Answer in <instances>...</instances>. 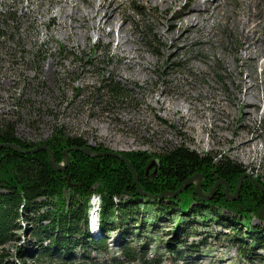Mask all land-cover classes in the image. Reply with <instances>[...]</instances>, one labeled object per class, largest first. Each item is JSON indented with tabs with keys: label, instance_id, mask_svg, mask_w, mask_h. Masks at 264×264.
I'll return each instance as SVG.
<instances>
[{
	"label": "rangeland",
	"instance_id": "1",
	"mask_svg": "<svg viewBox=\"0 0 264 264\" xmlns=\"http://www.w3.org/2000/svg\"><path fill=\"white\" fill-rule=\"evenodd\" d=\"M101 1L0 0V120L14 121L17 134L34 142L57 130L101 146V150L87 146L95 152L110 150L126 157L122 152L143 151L150 155L148 165L171 149L187 148L214 161L223 158L237 164L244 169L240 187L246 177L264 190L257 180L264 181L263 89L253 91L260 98L247 97L257 114L249 127L241 125L250 121L244 120V108L234 104L232 97L242 92L235 83L240 77L251 86L262 82L260 65L253 66L246 56L256 47L260 62L264 60V0H171L166 4L118 0L111 4L126 31L120 34L116 29L114 40L92 26L91 14L82 21L73 7L85 9ZM214 4L219 9L212 15L208 12L209 16L200 7L212 11ZM60 6L72 16L59 11ZM194 9L199 10L197 27L201 29L177 41L183 29L174 26L184 23V13L195 14ZM253 21L259 26L251 33L247 25ZM242 23H246V36L258 42L251 47L246 43L248 36L242 37ZM145 28L151 30L150 37L145 36ZM119 42L123 46L116 48ZM238 68H243L241 74ZM238 135L255 136L256 150L233 149ZM219 184L226 188L225 182ZM219 184L210 195L213 185L208 193L200 188L206 197L196 193L207 199ZM163 192L166 196L177 193ZM93 195L99 196L92 192L89 201ZM123 197L128 198L118 195L114 200ZM213 214H218L214 208L181 214L178 209L139 206L135 219L127 222L135 227L126 229L120 222L106 234L107 250L86 255V248L77 246L76 257L67 260L55 253L35 257L41 241L30 231L33 220L20 219L15 239L3 246L13 251L15 245L25 244L31 256L23 264H264V244L247 247L246 241L236 237L241 226L230 220V212L220 209L218 218ZM250 223L264 225V218L253 216ZM122 231L126 234L119 239ZM88 232L102 235L99 225L98 230H90L89 218ZM123 241L129 246L147 242L145 258L156 261H128L120 253Z\"/></svg>",
	"mask_w": 264,
	"mask_h": 264
},
{
	"label": "trees",
	"instance_id": "2",
	"mask_svg": "<svg viewBox=\"0 0 264 264\" xmlns=\"http://www.w3.org/2000/svg\"><path fill=\"white\" fill-rule=\"evenodd\" d=\"M144 34L150 37L151 30L145 28ZM0 143H3L0 145V264H23L31 256L25 244L15 245L13 251L3 246L15 239L20 219L33 220L30 231L41 241L35 257L52 256L55 253L61 260H67L76 257L77 246L86 248V255L91 250H107L106 234L120 222L126 224V229L135 227L134 223L130 226L127 222L135 219L134 214L139 206L147 205L155 206L157 210L178 209L181 214L189 210L214 208L218 213L213 214L214 218H218L220 209H225L232 214L229 217L233 223L241 227L244 225L243 228H236L237 239L246 241L247 247L252 245L260 248L264 244V225L250 223L253 216H259L264 206V190L258 188L250 178L242 180L234 198L226 196L224 184H219L207 199H202L196 193V182L173 193L194 173L203 175V193H208L218 178L225 179L229 191L234 192L244 169L223 158L214 161L187 148H174L160 155L155 169L148 165L150 155L146 152H122L137 171L140 186L145 191L141 194L137 191L133 172L126 162L115 156L85 154L79 146H90L96 150H101V146H91L79 135H67L55 130L47 138L34 142L17 134L14 121L3 119L0 120ZM41 143H46L54 152L57 162L64 161L65 148H77L69 149L68 164L57 170L52 167L51 156L46 149L21 152L11 146L16 144L33 148ZM257 180L264 185L262 179ZM163 191H171L173 195L160 196ZM92 192H97L102 198L99 213L102 235L99 237L91 236L88 232L89 198ZM118 195H127L128 198L115 201ZM179 217L182 218L181 215ZM178 223L179 219L175 226ZM126 231H122L119 239L123 238ZM248 237H251V242H247ZM42 240H47V244H42ZM167 248L172 251L170 244ZM147 249L145 241L131 246L127 241L120 243V253L132 263L146 259ZM145 261L156 260L148 258Z\"/></svg>",
	"mask_w": 264,
	"mask_h": 264
},
{
	"label": "bare ground",
	"instance_id": "3",
	"mask_svg": "<svg viewBox=\"0 0 264 264\" xmlns=\"http://www.w3.org/2000/svg\"><path fill=\"white\" fill-rule=\"evenodd\" d=\"M116 1H118V0H102L98 6H95L94 3H89L88 8H85V9H83L82 7L80 9H78V6L76 4L73 5V7H74V9L76 8V13L79 15V18L82 21H85V19L87 20L88 18H90V16H88V14H91V16L93 18V23L95 22V24H92V26L95 27L101 34L107 35L110 38V40L111 39L114 40V38H115L114 32L116 29L118 30V32L120 34L126 31V27L123 25L122 22L121 23L119 22V20L117 18L116 10L112 7L111 2H114V4H116L115 3ZM160 1L163 2L164 4H166V3H169V1H171V0H160ZM198 4H202V3H198ZM203 6L200 5V7H202V11L206 12L207 16H209L208 12L209 13L211 12L210 15H212L216 11V9H219L218 4H216V5L214 4V8L212 9V11H209L210 9L207 10V7L205 8ZM64 8H65V6H60L59 11L63 12L65 15H71L72 16L71 12L67 11ZM193 12H196V13L190 14V15L187 12L184 13L183 14L184 23H179L176 26H174L175 30H182L183 29V32L181 31L179 36L176 37L177 41L181 38H189V36L192 35V32L195 29H198V30L201 29V27L200 28L197 27L198 24L201 22L199 10L194 9ZM73 17H75V16H73ZM244 24H246V23H244ZM244 24H243V28H244ZM108 25L110 26V30H106V27ZM247 26H248L247 29L250 30L251 33H253L254 29H256L257 26H259V25H255L254 21H253L251 24H248ZM233 28H234V26H233ZM246 30L244 28V30L242 31V37L246 36ZM247 36H246L247 37L246 43L249 45V47H251V45H253L252 42H254V41L257 42V40H254L250 35H247ZM120 43L121 42H119L117 44L116 48H121L123 46V43H122V45ZM260 53H261L260 50H257L256 47H254V49L249 52V54L246 56V58L251 62V64L253 66L260 65L261 76H262L261 85L256 83V84H253V86H251L250 83L247 82L243 76L240 77L238 79V81L235 82L238 88H242V92H239V93L237 92L232 96L233 100H234L233 103L236 105L241 104V106L244 108V114H243L244 120L250 121V122H246V123H241L242 126L249 127L250 123L252 124L255 122V120H257V114H253V110H252L254 108L253 103L247 97L252 96V97L260 98V97H258L257 92L253 93V91L257 90L259 87H262L263 92H264V60L262 62H260V57H259ZM136 54H139L137 50H136ZM237 71H238V73L241 74L243 72V68H238ZM254 137L255 136H253V137L248 136V138L245 139L246 137L241 138L238 135L237 139H234L232 142V148L236 149L238 151L241 149L243 151L244 148H246V147L249 148V151L256 150L253 147V146H255L254 140H256V139H254ZM249 151H247V153H250ZM244 154L245 153H243V155Z\"/></svg>",
	"mask_w": 264,
	"mask_h": 264
},
{
	"label": "water",
	"instance_id": "4",
	"mask_svg": "<svg viewBox=\"0 0 264 264\" xmlns=\"http://www.w3.org/2000/svg\"><path fill=\"white\" fill-rule=\"evenodd\" d=\"M3 143H0V145H2ZM11 146L12 147H14V148H17V149H19L21 152H33V151H36V150H39V149H46V150H48V152H49V154H50V156H51V160H50V163H51V165H52V167L54 168V169H57V170H59V169H62V168H64L67 164H68V162H69V149L70 148H65L64 149V153H65V162L63 163V162H57L56 160H55V157H54V152L47 146V144H45V143H42V144H39V145H37V146H35V147H33V148H24V147H21V146H19V145H16V144H11ZM72 148H76V146H73ZM79 149H81V150H83L87 155H90V156H95V155H99V154H101V155H114V156H116V157H119V158H121V159H123L125 162H127V164H129V166L131 167V169H132V171H133V173H134V179H135V183H136V187H137V190H138V192L139 193H141V194H143V193H145V191H143V189L141 188V186H140V184H139V181H138V175H137V173H136V171H135V168H134V166L132 165V163L126 158V157H124L122 154H120V153H118V152H113V151H110V150H108V151H99V152H95V151H93V150H91L89 147H87V146H79L78 147ZM157 164H158V161L157 160H151V163H150V165L149 166H155V169H156V167H157ZM244 175H242L241 176V178H240V180H239V182H238V186H237V189H236V191H235V194L234 195H232V196H230V194H229V187H228V183L226 182V181H224L223 179H218V180H216V182L214 183V185H213V188H212V190H211V192L208 194V195H210L211 193H212V191H213V189H214V187L217 185V184H219V183H221V182H225L226 183V188H225V193H226V196H228V197H234L237 193H238V190H239V185H240V181H241V179H242V177H243ZM198 177V182L196 183V191L198 192V194L200 195V196H202V197H206L207 195H203V194H201V192H200V186H201V181H202V175L200 174V173H194L193 175H191V176H189L184 182H183V184L176 190V192H179V191H181L183 188H185L194 178H197ZM258 184V186H261V185H259V183H257ZM167 193L166 192H162V193H160L159 195L160 196H165ZM259 215L261 216V217H263L264 218V207L261 209V211H260V213H259Z\"/></svg>",
	"mask_w": 264,
	"mask_h": 264
},
{
	"label": "clouds",
	"instance_id": "5",
	"mask_svg": "<svg viewBox=\"0 0 264 264\" xmlns=\"http://www.w3.org/2000/svg\"><path fill=\"white\" fill-rule=\"evenodd\" d=\"M89 208V222H90V230L96 231L98 230V225L100 221L99 213L102 208V198L96 195H93L90 199Z\"/></svg>",
	"mask_w": 264,
	"mask_h": 264
}]
</instances>
